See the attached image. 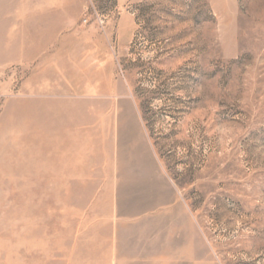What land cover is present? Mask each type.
<instances>
[{"label": "rangeland", "instance_id": "obj_1", "mask_svg": "<svg viewBox=\"0 0 264 264\" xmlns=\"http://www.w3.org/2000/svg\"><path fill=\"white\" fill-rule=\"evenodd\" d=\"M0 264H264V0H0Z\"/></svg>", "mask_w": 264, "mask_h": 264}]
</instances>
